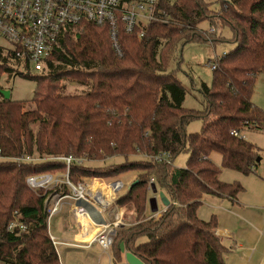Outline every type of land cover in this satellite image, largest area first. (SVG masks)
Here are the masks:
<instances>
[{"label": "trees", "instance_id": "trees-1", "mask_svg": "<svg viewBox=\"0 0 264 264\" xmlns=\"http://www.w3.org/2000/svg\"><path fill=\"white\" fill-rule=\"evenodd\" d=\"M224 5L217 13L203 0H161L157 19L143 37L121 33L122 58L113 52L107 27L81 24L61 36L42 73L26 75L36 86L32 100H6L0 92L2 264H60L49 236L45 193L32 191L27 179L65 174L66 163L46 160L68 156L88 161L71 167L75 185L136 175L135 184L116 200L122 208L132 207L136 222L116 230L113 261L124 262L123 243L143 264H225L217 218L202 221L197 213L205 196L236 201L244 192L238 182L221 181L214 153L222 156L223 169L246 177L260 165L259 149L244 133L264 128V111L253 103L258 78L264 75V0ZM205 21L209 31L200 28ZM227 25L231 47L213 62L212 86L203 83L200 89L204 109H186V90L169 70L170 62L188 44L226 43L214 31ZM11 58L0 49V74L13 73ZM77 84L89 91L65 93ZM196 120L202 123L200 133L188 134L187 126ZM164 154L170 165L150 159ZM181 154H187L188 162L185 169H176L173 162ZM21 156L45 162L12 161ZM115 157L125 159L124 164L88 165ZM152 180L172 205L159 217L146 219ZM15 220L26 231L10 232Z\"/></svg>", "mask_w": 264, "mask_h": 264}, {"label": "built area", "instance_id": "built-area-1", "mask_svg": "<svg viewBox=\"0 0 264 264\" xmlns=\"http://www.w3.org/2000/svg\"><path fill=\"white\" fill-rule=\"evenodd\" d=\"M161 0H0V37L12 46L7 53L13 63L28 74L42 73L46 60L51 57L62 35L81 24H94L106 28L109 32L113 52L123 57L121 33L132 35L138 33L143 37L152 21L157 19L158 5ZM212 69H216L215 64ZM25 72V73H26ZM1 153V151H0ZM150 159L171 164L169 155H156ZM14 163L35 164L45 162L30 156H21L12 160ZM66 163L65 174L35 175L27 179L32 191L45 193L44 207L48 219L59 213L66 200L80 202L89 199L93 203H108L100 197V192L89 195V183L73 184L69 172L73 165L87 164L83 158L52 157L46 162ZM97 179V178H96ZM96 179L94 181H96ZM107 189L115 195L126 187L122 179L102 180ZM149 184L148 189L151 191ZM116 203V201H115ZM168 209V208H167ZM166 209V210H167ZM10 232H24L26 226L17 220L8 227ZM117 227L108 224L97 234L94 243L99 244L102 251L110 253L115 242ZM56 246L57 243L53 241Z\"/></svg>", "mask_w": 264, "mask_h": 264}, {"label": "crops", "instance_id": "crops-1", "mask_svg": "<svg viewBox=\"0 0 264 264\" xmlns=\"http://www.w3.org/2000/svg\"><path fill=\"white\" fill-rule=\"evenodd\" d=\"M263 159L260 156V165ZM238 174L231 179L221 176V181L224 183L238 182L243 186L244 192L237 196L236 201L228 197L213 195L205 196L203 201L206 197L211 198L212 217H216L218 221L215 230L216 237L226 249L223 253L225 264H264V179H246L244 175ZM135 180V175L127 178L126 187L115 195L107 189L105 182L90 180L88 181L89 195L93 192H100V197L108 200V203L95 204L89 199L80 202L66 200L63 209L49 219V236L57 243L54 246L58 252L60 264L112 263V251L110 253L102 251L94 240L104 226L112 222L115 223L117 229L134 225L132 207L122 208L115 201L126 195ZM232 180L233 182L230 183ZM160 192L162 191L158 189L155 195L152 190H148L147 206L143 213L146 219L157 218L166 211L159 197ZM167 198L169 199L168 196ZM151 199L156 200L157 212H154L149 204ZM160 206L163 210H160ZM198 214L199 210L197 216ZM51 220H54L53 225ZM122 264H125V260Z\"/></svg>", "mask_w": 264, "mask_h": 264}, {"label": "rangeland", "instance_id": "rangeland-1", "mask_svg": "<svg viewBox=\"0 0 264 264\" xmlns=\"http://www.w3.org/2000/svg\"><path fill=\"white\" fill-rule=\"evenodd\" d=\"M205 3L212 5L213 10L217 13L222 12L225 9V3L231 2L232 0H203ZM200 28L205 31H209L210 24L208 21L203 22L200 25ZM216 35L221 36L225 39L226 43L217 44L216 46H211L210 44H199L192 43L183 47L182 53H177L175 59L170 62V71H175V77L178 82H180L186 90V100L184 101L183 107L189 110H194L196 112L202 111L204 109L205 98L201 94L200 89L202 88L203 83L207 86H212L213 84V69L212 65L216 57H220L223 54L227 53L230 50L231 45L229 42L232 38V31L230 27H218L214 31ZM0 49L3 51V55L7 56V53L12 50V46L4 38L0 37ZM1 61V60H0ZM12 61V60H11ZM2 62V61H1ZM9 69L13 73H1L0 74V92H10V100L12 101H30L36 90L35 82L26 77L27 72L24 69L20 68L17 63L9 62ZM26 72V73H25ZM88 88L82 85H72L65 90L66 94L78 95L88 92ZM4 95V94H3ZM253 102L256 107L264 111V75L259 76L255 91L253 93ZM201 120H196L190 123L187 127L188 134H197L200 133L202 129ZM244 138L252 142L259 150V154L264 158V129L256 131L254 129H249L245 131ZM213 162L221 170V176L225 179H231L233 176L239 175L235 171H229L222 168V156L219 153H214ZM220 158V160H219ZM125 159L120 157L110 158L106 162H98L95 164H88L93 168H104L110 167L111 165H123ZM188 162L187 154H181L173 162V166L176 169H185ZM135 174H127L123 181L127 183V178L134 177ZM252 175V176H251ZM248 175L247 178H253L255 180L264 179V159L261 162V165L258 167V171ZM136 176V175H135ZM122 179V177H120ZM100 181V180H96ZM230 181V183H232ZM211 198L206 197L204 199V204L199 209V218L202 220L210 221L212 218V202ZM164 207V206H163ZM163 207L160 206V210H163ZM133 224L134 215L132 217ZM54 220H51L52 225ZM146 239H143L141 243L145 242ZM0 264H2L0 262ZM111 264H118L115 261H112Z\"/></svg>", "mask_w": 264, "mask_h": 264}, {"label": "water", "instance_id": "water-1", "mask_svg": "<svg viewBox=\"0 0 264 264\" xmlns=\"http://www.w3.org/2000/svg\"><path fill=\"white\" fill-rule=\"evenodd\" d=\"M4 94V97L6 100H9L10 99V92H2ZM135 183L132 184V186L134 185ZM150 189H152L153 193L155 195H157L158 193V189L156 188V186L154 184H152L150 186ZM150 191V190H149ZM159 197H160V200H161V203L164 205V207L167 209L171 206V203H170V200L167 198V196L165 195V193L163 192H160L159 193ZM149 204L151 205L152 207V210L154 212H157V204H156V200L155 199H151L149 201ZM119 249L121 250V252L125 255V264H143L135 255H133L132 253L130 252H127L125 250V245L123 243H120L119 245Z\"/></svg>", "mask_w": 264, "mask_h": 264}]
</instances>
